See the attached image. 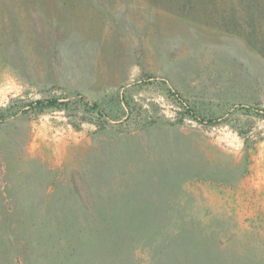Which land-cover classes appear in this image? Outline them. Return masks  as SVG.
<instances>
[{"label": "rangeland", "instance_id": "374dc122", "mask_svg": "<svg viewBox=\"0 0 264 264\" xmlns=\"http://www.w3.org/2000/svg\"><path fill=\"white\" fill-rule=\"evenodd\" d=\"M0 109V264H264V0H0Z\"/></svg>", "mask_w": 264, "mask_h": 264}, {"label": "trees", "instance_id": "16d2710c", "mask_svg": "<svg viewBox=\"0 0 264 264\" xmlns=\"http://www.w3.org/2000/svg\"><path fill=\"white\" fill-rule=\"evenodd\" d=\"M169 93H171V90H169ZM172 93L171 95H173ZM177 96H178L177 98L178 103L182 105V107L185 109L184 115H187L189 118L203 125L215 126L218 123L217 119L210 118L209 120H207L206 118H202V116H200L195 111V109L191 106V104L187 100H184L179 95ZM62 105L67 106L68 104H61L59 99H47V100H37L35 102L30 103L29 106L27 107H29L35 114H40V113L46 112L47 110H50V109H53V108H56ZM86 107H89L91 111L95 112L102 121L106 122L108 120L109 116L107 114L106 109L102 108L100 105H97V104L90 105L86 103ZM10 115H11L10 110L0 109V120L6 119Z\"/></svg>", "mask_w": 264, "mask_h": 264}]
</instances>
